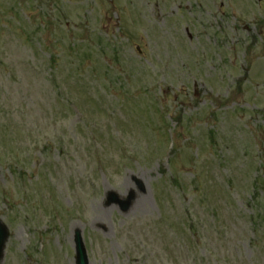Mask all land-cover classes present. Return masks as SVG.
Masks as SVG:
<instances>
[{"label": "rangeland", "instance_id": "1", "mask_svg": "<svg viewBox=\"0 0 264 264\" xmlns=\"http://www.w3.org/2000/svg\"><path fill=\"white\" fill-rule=\"evenodd\" d=\"M256 178L264 0H0V264H264Z\"/></svg>", "mask_w": 264, "mask_h": 264}, {"label": "water", "instance_id": "2", "mask_svg": "<svg viewBox=\"0 0 264 264\" xmlns=\"http://www.w3.org/2000/svg\"><path fill=\"white\" fill-rule=\"evenodd\" d=\"M109 196L111 197V200L113 202H117V204L118 203L120 204L123 211H127L133 199L135 198V193L132 191L129 194L128 199L124 201L119 199L118 196L113 192H111ZM7 238H8L7 228L3 225V223L0 220V258L3 255L2 253ZM81 238H82L81 232L77 231L74 239L76 241V247H77V264H89L86 250H84L85 247H84L83 239Z\"/></svg>", "mask_w": 264, "mask_h": 264}, {"label": "trees", "instance_id": "3", "mask_svg": "<svg viewBox=\"0 0 264 264\" xmlns=\"http://www.w3.org/2000/svg\"><path fill=\"white\" fill-rule=\"evenodd\" d=\"M257 216L258 218L254 220L255 223L259 222L262 219L264 220V208L263 207L259 208V210L257 211Z\"/></svg>", "mask_w": 264, "mask_h": 264}]
</instances>
